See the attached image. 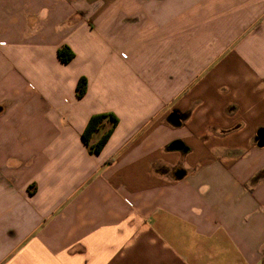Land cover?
I'll return each instance as SVG.
<instances>
[{"label": "crops", "instance_id": "obj_1", "mask_svg": "<svg viewBox=\"0 0 264 264\" xmlns=\"http://www.w3.org/2000/svg\"><path fill=\"white\" fill-rule=\"evenodd\" d=\"M0 264H264V0H0Z\"/></svg>", "mask_w": 264, "mask_h": 264}, {"label": "trees", "instance_id": "obj_2", "mask_svg": "<svg viewBox=\"0 0 264 264\" xmlns=\"http://www.w3.org/2000/svg\"><path fill=\"white\" fill-rule=\"evenodd\" d=\"M58 57L62 63H69L74 58V54L70 49L64 47L58 50ZM86 89L87 81L85 78H81L76 88L77 97L82 98L86 93ZM105 119H109L111 121V127L101 136L97 143H95L94 145H90L92 136L99 129ZM117 124L118 119L113 114H100L90 118L83 132V140L85 144L89 147L91 153L99 154L101 152Z\"/></svg>", "mask_w": 264, "mask_h": 264}, {"label": "water", "instance_id": "obj_3", "mask_svg": "<svg viewBox=\"0 0 264 264\" xmlns=\"http://www.w3.org/2000/svg\"><path fill=\"white\" fill-rule=\"evenodd\" d=\"M170 121L175 124V125H180V122H181V119L180 117H178L176 114H173L171 117H170Z\"/></svg>", "mask_w": 264, "mask_h": 264}, {"label": "rangeland", "instance_id": "obj_4", "mask_svg": "<svg viewBox=\"0 0 264 264\" xmlns=\"http://www.w3.org/2000/svg\"><path fill=\"white\" fill-rule=\"evenodd\" d=\"M126 23H133V22H131V21L127 20V21H126Z\"/></svg>", "mask_w": 264, "mask_h": 264}, {"label": "flooded vegetation", "instance_id": "obj_5", "mask_svg": "<svg viewBox=\"0 0 264 264\" xmlns=\"http://www.w3.org/2000/svg\"><path fill=\"white\" fill-rule=\"evenodd\" d=\"M180 117H182V114L181 115H179Z\"/></svg>", "mask_w": 264, "mask_h": 264}]
</instances>
